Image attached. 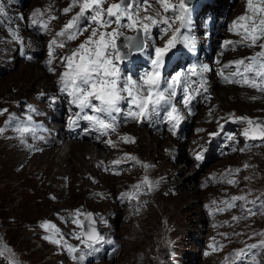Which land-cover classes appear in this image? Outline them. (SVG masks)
<instances>
[{"label": "snow or ice", "instance_id": "obj_1", "mask_svg": "<svg viewBox=\"0 0 264 264\" xmlns=\"http://www.w3.org/2000/svg\"><path fill=\"white\" fill-rule=\"evenodd\" d=\"M246 5L245 13L234 20L229 29L240 39L224 41L223 48L225 51H235L237 46L258 47L260 50L254 55L223 64L218 75L226 84L240 85L264 93V0H246ZM76 8L79 10L59 31L55 32L47 44V59L44 61L47 72L57 75L58 69H63L55 81L57 93L49 97L50 106H54L61 98L66 99L68 104L76 109L69 115L67 125L75 127L81 121L86 122L89 127L84 130L85 133H98L99 137L105 138L101 142L112 148L117 147V142L107 137L118 132L120 125L117 123L116 114H122L126 120L139 124L148 122L154 125L161 120L163 113V121L170 126L171 135L176 136L187 115L191 114L189 110L193 100L201 94L209 93L206 74L212 71L210 65L200 63L189 67L185 72L175 71L171 76L165 75L167 59L176 49L177 44L182 45L190 53L197 51V39L188 34L192 25L186 0H177L176 3L173 0H118L113 3H108V0H71L69 6L61 11L62 14L68 15ZM6 15L5 6L0 4V16ZM57 18L52 12V6L46 9L37 8L31 14V23L43 32H49L51 21ZM161 25L163 28L160 39L163 43L154 44L153 29ZM182 30L186 31L182 32ZM85 32L89 33L86 39L70 50V54H57V49L65 48L68 42L76 41ZM129 32L132 34H128ZM9 33L12 41L18 45L17 51H20L21 55H26L21 49H25L28 45L19 31L9 29ZM149 49H151L150 55ZM137 56H147L149 67L135 77L125 74L121 65ZM26 58L33 59L32 56L27 55ZM225 69H230L228 74H225ZM123 104L128 105L126 112L122 108ZM7 111L6 108L0 109V115H4ZM39 114L36 109H31L22 119L9 115L5 126L0 127V135L12 128L22 145L30 151H40L41 149L34 148L25 139L30 135L32 139L46 142L45 136L37 133L50 130L37 124L33 119L34 115ZM212 115L213 113L209 111V116ZM224 119L217 118L220 131L208 133L210 138L222 134L224 124L220 123V120ZM229 119L243 125L239 135L245 140V146L237 148L234 146L239 143L236 135L228 134L225 139L229 142L228 147L231 152L243 153L259 146L249 142L259 140L264 143V120L234 117L231 114ZM197 131L203 132L204 129ZM119 141L125 144L135 143V139L129 135L119 136ZM205 151L203 145L194 150V161L197 166L205 159ZM128 161L140 164L145 169L149 167L128 153L112 164L119 166ZM249 167L251 166L248 164L244 165L245 169ZM104 170L113 171L111 167ZM239 172L240 169L229 168L218 177H210L206 184L221 183L236 186L239 182L234 177ZM113 174H119L118 170ZM244 179L251 180V177L246 176ZM155 187L156 185L145 176L140 183L133 185L132 192L122 193L120 199H138L142 189L151 192ZM251 194L249 192L234 195L219 202L213 200L212 205L216 206L215 211L218 213L239 207L243 215L233 216L234 221L264 215V193L249 200L248 196ZM98 195L104 198L103 194ZM51 199L56 198L53 196ZM209 215H213V212L210 211ZM65 222L75 226L67 235L78 241L80 247L70 244L66 234L51 221H44L39 227L45 233L42 239L66 251L74 264H83L86 257L101 252L105 244L112 243L98 228L99 223L108 226V221L103 217L97 218L91 212L76 209L66 214ZM220 235L226 240L229 239L227 233ZM233 235L240 236L243 233H233ZM257 237H260L257 242L245 243L243 248L225 256L223 264H264V231L253 233L248 239L255 240ZM225 246L218 244L213 238V244L209 247L213 251H222ZM209 254V252L204 253L206 256ZM0 258L4 259V264H18L15 253L2 242V238H0Z\"/></svg>", "mask_w": 264, "mask_h": 264}, {"label": "rangeland", "instance_id": "obj_2", "mask_svg": "<svg viewBox=\"0 0 264 264\" xmlns=\"http://www.w3.org/2000/svg\"><path fill=\"white\" fill-rule=\"evenodd\" d=\"M0 1L3 2L5 6L7 5V0ZM12 2V4L15 6L16 0H12ZM26 2H28L27 7L29 8H27L26 6L23 8L28 13L31 12L32 14V12L37 8L46 9L49 6H52V12L58 18L51 21V31L49 32H43L41 29H39L38 26L32 28V23L31 26L29 25V29L31 30L26 29L27 31H29L28 33L31 34L34 38L32 51L35 54L30 53V55L36 57H34L31 61H27L24 59V55H21L20 51H17L16 44L13 41H7L0 37V40H3L6 45H11V43L14 44L13 54L5 56L6 58H9L8 62L6 64L0 62V109L6 108L8 110L4 115H0V127L5 126V121L9 118V115L15 116L11 108H13L14 106H18L17 104H19L18 102L19 100H21V98L31 99V95H33L35 92H40L41 90L46 89V87H39V84L50 86L48 96L33 97L32 104L30 100L23 102L22 104L26 106V108H24V111L22 113L29 114L28 112H30L29 110H31L32 107L43 110L49 108V97L57 93V85L55 81L59 72L63 71V69H58L57 75H52L47 72L46 68L44 67V61L47 59V44L55 35V32L59 31L63 27V25L72 17V15H74L75 12L79 10L78 8H76L68 15L62 14L61 10L65 7H68L71 3V0H28ZM113 2H118V0H108V3ZM173 2L176 3L177 0H173ZM206 2L211 7L212 0H196L192 5L188 6L190 9L189 14L192 16L191 21L194 20V13H192V11H194L196 7L199 6V4H204ZM233 2L234 7H236L240 3L239 0H234ZM217 3L220 4L221 0H217ZM228 5L233 8V6L231 5V0ZM237 11H241V5L237 6ZM204 13L207 15L213 14L209 10L205 11ZM14 15L15 14L13 12L8 11V20H14L16 18V16L14 17ZM3 17L4 16H0V18ZM29 18H31V15H24V20L26 23ZM208 23L210 27L214 25V22L211 20H209ZM158 28H163V25ZM156 30L157 28H154L153 32H155ZM88 34V32H85L84 35L80 36L76 41L68 42L65 48L57 49V54H70V50L76 48L80 42L86 39ZM128 34L132 33L129 32ZM153 34L154 33H152V42L154 44H162L161 42H157V40H155L157 35L154 39ZM232 35L240 38L235 34ZM207 42L208 44L213 43V41H210V39H206L204 43ZM203 47L204 49L200 52L201 61L205 60V51L207 49L205 48V46ZM239 48H241V51L234 52V55H239L238 57H248L254 55L257 51L260 50L258 47ZM227 52L229 53L231 60L240 59L234 57V55H232L229 51ZM227 52H224V54H227ZM3 53L5 52H3L0 48V56ZM17 54H19L17 61L12 62V59L15 55L17 57ZM148 54H151V49L148 50ZM170 55H175V52H172ZM218 55H220V52L218 53ZM26 62H28L29 64H26ZM127 62H124L121 65V68L122 70H125L124 68L127 66V70L128 72H130L129 70H131V68L127 65ZM141 62L143 63V65L148 64L147 56H137L133 59V63L135 65L141 64ZM32 69H36L37 72L43 73L42 78H38L37 75L32 73L29 75H25V73L27 72L30 73L29 70ZM43 69L47 72L48 75ZM207 80L208 85L214 84V81L212 79ZM223 87V84H214L213 88L210 87V91L212 90V92L214 93L216 92V90L219 91L217 92V99H219L218 102L220 109L226 111L225 114L228 115V117L226 118L232 123V128L228 129V132L234 133L232 130L234 122L229 119V114L237 117V113H246L249 115H256L253 116V118L264 120L263 103H260L258 101L255 103L245 102L246 100H243L244 95L242 90L238 89H230L229 91L231 92L226 96L224 94ZM260 94L264 93L260 92ZM208 95L209 93L207 94V96ZM196 98L197 102H195L193 105L194 118L192 121L198 124V128L195 130L192 138L194 137V142L202 143L206 138H210L207 135L208 133L214 132L215 125L217 123V119L211 120L210 117L214 116L213 118H218L223 114L217 115L216 113H214V115L212 116L204 117L201 114V109H208L210 106L206 105L205 108L203 107L204 104L202 102H205L204 94H201V96H197ZM198 107L200 109L195 110ZM60 123L63 124L62 121H60ZM225 123L226 122L223 121L224 128L228 126V124ZM137 125L138 123L136 122L130 123L123 129V132H133V130L135 129H140L141 127L138 128ZM149 125H151V123ZM185 127L181 130L180 134L177 135L182 136V139L190 133L189 126L184 131ZM195 127L196 126H194V128ZM198 129H204V131L198 132ZM140 130L144 131V128H141ZM14 132L15 131H13L12 128H9L4 133L5 136L0 135V238L5 240L12 246L15 254L17 255L16 260L18 261V264H74L69 254L66 256V254L62 250L58 249L55 245H52L42 239V236L45 233L44 230L39 227V225L44 221H51L52 223L56 224V226L64 234H66V238L68 239V242L70 244L80 247L78 241L67 235L74 230L75 226L65 222L66 214L73 210L80 209L83 212L93 213L97 218L106 215L104 208L108 209V203L105 204L102 201L95 200L100 198L97 195L98 192H102V190L97 189L96 191L98 192L94 195L92 193V190H88L86 188L88 184L85 183L87 181L84 180L83 182V180L81 179L88 176L87 171H90V169H92L91 160L88 159L90 154H83V160L86 161L87 165H90L89 169H86V167L88 166H81L79 162L74 161V164L76 163L75 169L71 171L69 167L70 162L67 160V158L61 161L58 165L56 163L58 162V160L56 161L54 156L45 159V162L51 165L48 166L47 171H41L44 164L34 165L35 162L36 164H38L42 163V161L44 160L41 159L38 153L51 154V152L42 147V150L32 153H36L37 158L33 156L27 159V157L22 156V159L19 160L17 159V156L10 157L6 142H10L12 139H14V137H6V135L8 133H12V135H14ZM16 134L17 133H15V137H17ZM145 139L147 140V142ZM143 140V144H138L137 146L136 144L129 145L126 147L127 150H135L138 152L141 151L143 153L146 152L156 155L157 153L154 149L155 145L154 143H151L150 138L144 135ZM152 142L154 141L152 140ZM188 146H190V142L183 143L182 147L184 148V152L186 151V148ZM60 147H64L63 143ZM179 147L181 148V146ZM70 149L71 148H67V151H70ZM257 150L258 151L253 155L242 158H240L239 154L229 155L228 157L219 156L216 158L218 159V161L213 160L214 163L211 165L209 164L206 166V163H204V165L200 167V171L195 175L193 173L192 175L190 174V171L192 172V169L189 170V168H192L194 161L192 159L190 160L186 151L181 158L183 161H185V157L186 159H189L190 161H188V163L190 164V166L187 168L185 167L184 169L181 168L184 166V164L183 161L179 159L177 161H174L175 167L170 171V174L172 173L174 175H177V172L180 169L181 178L178 179L182 181V184L185 180H192V183L194 182L193 185L196 187L197 185L199 186V181L202 174L207 175L208 171L211 170V167L213 165L215 166L217 164V166H219L220 174L224 173L229 168L240 169V172L234 177L239 182L238 185L231 186L222 184V186L225 187V190L223 191L224 199L230 198L234 195H242L251 192L252 194L248 196V199L252 200L255 199L257 195L264 193V147ZM17 151L18 150H14L12 155H15ZM157 152L159 151L157 150ZM216 152L220 154V150L218 148ZM94 153L95 150L93 149L91 155ZM105 154L106 152L101 149V155L103 156ZM250 158L252 159L250 160ZM22 160L24 161L22 167H17L16 165ZM65 160L68 161V163H64ZM245 164H248L251 167L245 169ZM205 169L206 171H204ZM132 170V173L135 174L125 177L126 179H123L121 176L119 178L108 176L109 179L104 180L103 187H105V185L109 186L108 188H111L112 193H114L116 190V185L118 191L120 185L125 184V187H128L130 183L140 180L141 175L135 171V168H133ZM183 170L185 171L184 175L182 174ZM64 174L67 175V178L62 182L61 178H63V176L61 175ZM246 176L251 177V180L246 181L244 179V177ZM54 177L61 182L52 181ZM181 185L180 188L182 187ZM210 190L214 189L209 188L207 190H198L196 188V192H192V190L190 191V193L185 191L182 192L181 196L175 198L161 197L159 200L155 198L156 201L152 202H156L155 205L149 208V210L145 211V213L137 216L129 215L128 221H126L125 218H116V222L113 226L111 224L110 228H114V226L116 227L115 229L117 231L118 243H114V245H112V248L110 249L101 250L103 255L100 258H93V256L86 257L83 264H193L187 258L188 252L185 258H180L182 257L184 251L183 245L185 243L179 242L177 244L181 252H177L178 256L176 257V259H173L171 256V248L175 244V240L182 237L186 238L184 237V234L188 232L191 233L190 237L193 245L191 248H188L190 249L189 253H191V255H196L193 260L198 259V261L194 264H218L219 258L224 261L225 256L229 255L234 250L243 248L245 246V243L257 242L260 237H257L255 240H249L248 237L253 233L264 231V215H255L246 220L241 219L239 221H234L232 220L233 216L239 217L243 215L241 209L239 207H235L230 211H225L224 213H222L220 221L213 222L210 219L209 221H207V218L202 209V203L207 200V197H210V195L208 196ZM109 192H102L104 194V198L109 197ZM53 196L56 199H51V197ZM127 203V206L129 204H132V202ZM190 204H192L191 207ZM122 206L125 207L126 204H123ZM183 206L185 207L183 208ZM196 209L203 211V218L200 217L197 219H193V222L188 226L178 228L177 224L181 221V218H179L178 214H185L186 211H189L188 213H193L194 216H198V214L196 213ZM96 211H100L103 213H98ZM99 226L101 228L105 227L102 223H99ZM221 233H227L229 239L226 240L224 236L220 235ZM233 233H243V235L235 236L233 235ZM199 236H202V239H200ZM213 238L218 244H223L226 246L222 251H213V253L216 255L212 257H210L209 255H200L205 247L209 248V246L213 244ZM2 242L6 244V242ZM107 254H109L108 257ZM200 256L201 258H209L206 261H202L203 259H201ZM1 259L3 258H0V264H3V260Z\"/></svg>", "mask_w": 264, "mask_h": 264}, {"label": "bare ground", "instance_id": "obj_3", "mask_svg": "<svg viewBox=\"0 0 264 264\" xmlns=\"http://www.w3.org/2000/svg\"><path fill=\"white\" fill-rule=\"evenodd\" d=\"M204 1H207V0H204ZM233 1L234 0H231L232 6L234 5ZM229 2H230V0H228V1L221 0V3L219 4V3H217V0H212L211 7L206 2L204 4H199V6H197L196 9L194 11H192V13H194V20L191 21L192 26H191V30L188 32V34L191 35L193 38L197 39V41H198L197 45H196V49H197L196 54H198V56L200 57V52H201V50L204 49L201 41H204L206 39H210V41H213V43H209V47L207 48V51H205V60L204 61H201L197 56L196 57H190L189 51L186 48H184L183 46H181L180 44H178V47L176 49H174L175 51H173V52H175V53L179 52V53L186 54L185 55L186 62L191 63L190 62L191 60H195L196 64L204 63V64L210 65V67L212 68V71L206 74V79H212L214 81L215 85L223 84L224 85V87H223L224 88V94L226 96L231 92V91H229L230 89L231 90L232 89H238V90H242L243 95H244L243 100L244 101L246 100L245 102L255 103L258 101V102L264 104V94H260V92L255 91L254 89H251L248 87H242L240 85H235V84H226L218 75V73L221 69V66L223 64H227L230 61H233V60H231L229 53L224 50L223 44H224V41H227V40L237 41L240 39L238 37L233 36L232 35L233 33L231 31H229V29L232 25V22L234 20H236L240 15L245 13V9L247 6L246 0H239L240 3L237 5V6L241 5V11L239 12V11H237V6L236 7L233 6V8H231V6L228 5ZM12 3H13L12 0H7V5L5 6V4L0 1V4H3L5 6V11H6L7 15H8V11H11L15 14L14 17L16 16V18L14 20H11V21L8 20V22L5 25H2L0 23V37L2 39L7 40V41H12L10 33H9V29L18 30L20 36L24 39V41L27 42V45H28L25 48V50H26L25 52H30L33 50L34 38L32 37L31 34L28 33L29 31L26 30V29H29L30 27L25 22L24 15L28 16L30 14H28V12L26 10H24V8H23L25 6L27 7L28 2H26V0H16L15 6ZM27 8H29V7H27ZM207 10L211 11L213 14L212 15L205 14L204 12ZM20 17H23V19H20ZM190 17L192 19L191 15H190ZM209 20L214 22V25L212 27H210V25L208 23ZM184 31H186V30H182V32H184ZM153 33H154L153 34L154 39H155V36L157 35L155 40H157V42L163 43V40L160 39V37L162 35L161 29H159L157 27V30ZM37 43H39V42H37ZM17 47H18V45L16 44V48ZM0 48L3 52H5V53L1 54L0 62L6 64L9 60V58H6L5 56L13 54L14 44L11 43V45H6L3 40H0ZM222 51H223V55H221ZM239 51H241V48L237 47L235 51H229V52L232 55H234V52H239ZM219 52H220V55H218ZM224 52H227V54H224ZM18 55L19 54H17V57H16V55L14 56V58L12 59V62L17 61ZM209 55H210V57H208ZM238 56L239 55H234V57H236V58H242V57H238ZM217 61H219V63H217ZM26 64H29V63L26 62ZM192 66H194V65L190 64L188 66V68L192 67ZM215 66H216V68H215ZM175 68H176L175 62L174 61L170 62L167 65L165 75L171 76L175 71L172 73H168V72L175 69ZM224 71H225V74H228V72L230 70L225 69ZM29 72L30 73H28V72L25 73V75L26 74L29 75L32 73V74L37 75L38 78H42V76H43V73L37 72L36 69L35 70H33V69L29 70ZM45 73L47 74L46 71H45ZM207 77H209V78H207ZM213 85H209V91H210V87L213 88ZM38 86L39 87H46V89L41 90L40 92H38V91L35 92L33 95H31V99L30 98H21V100H19V102H18L19 104H17L18 106H14L13 108H11V110L15 114V117L22 119L27 115V114L22 113L24 111V108H26V106H24L22 104L23 102L30 100L31 104H32V100H33L32 98L33 97L48 96V93L50 91V86L49 85H41V84H39ZM211 92H212V90L209 92L208 96H207V94L205 95V100H204L205 102H202L204 104L203 105L204 108L206 105H209L210 107L208 109H204V110L201 109V114L204 117L209 116V111H211L213 113V115H214V113H216L217 115L223 114V115H221V117H223L225 119L220 120V123H223V121L227 120L226 117H228V115L225 114L226 111L220 109L219 102H218L219 99H217V92H219V91L216 90V92H215L216 94L214 92H212L213 93L212 94ZM41 93H43L44 95H41ZM253 97H255V99H252ZM195 102H197V98H195L194 103ZM67 104H68L67 100L61 98L55 103L54 106H49V108H47L46 110L33 108V107L31 108V109H36L40 113L39 115L33 116L34 121L37 124L43 125L44 128L50 130L49 132L38 131V133H37L38 135L45 136L46 142L32 139V137L30 135L25 137L26 142L28 144L33 145L34 148L41 149L42 147H44L51 152V154L50 153L40 154L37 152L40 155L41 159L42 160L44 159V160L42 161V163H38V164H36V162H35L34 165L44 164L43 168H45V169L42 168L41 171H43V170L47 171L48 166H50L51 164L46 163L45 159L48 157H54L55 156L56 161L58 160V162H56L58 165L61 161H63L64 159L67 158V160L70 162L69 167H70L71 171L75 169L76 163L74 164V161L79 162L81 164V166H85V167L88 166V167H86V169L87 168L89 169L90 165H87L86 161L83 160V154L85 155V153H86V154L91 155L92 150L94 149L95 153L92 154L91 156L89 155V157H88V159L91 160L92 169H90V171H87L88 176L81 178L83 180V182H84V180L87 181L85 183V184H88L86 188L88 190H92V193L94 195L97 194V192H98V191H96L97 189L102 190V192H104V193H107V192L112 190L111 188H108L109 186H107V185H105V187H103L104 180L109 179L108 176L114 177V178H119L121 176L123 179H126L125 177H128V176L135 174V173H132L133 168H135V171L141 175L140 180L130 183V185L128 187H125V184L120 185L118 191H117V185H116L115 192L114 193H112V191L109 192L110 193L109 197L101 198L100 195H97L100 198L95 199L96 201H102L105 204L108 203L107 204L108 209L104 208L106 215L103 216V218L108 221V226L104 227L103 229L105 231L106 237L112 241L111 244H105L104 245V247L108 248V249L112 245H114V243L115 244L118 243L117 231L115 229L116 227L114 226V228H110V225L112 224V226H113L114 223L116 222L115 219L116 218H118V219L125 218L126 221H128L129 215L130 216H133V215L137 216V215H141V214L145 213V211L149 210V208H151L155 205L156 202L152 203L153 201H156L155 198H157V200H159L161 197H165V198L173 197V198H175V197L181 196L182 192H185V191H187L189 193L191 190H192V192H196V188L198 190L199 189L200 190H207L209 188H213L214 190L209 191L208 196L210 195V197H207V200H205L202 203L203 204L202 209H203L204 214L207 218V221H209V219L213 222H218L221 220V214L222 213H218L215 211L216 206L212 205V201L215 200V201L219 202L221 200H224L223 191L225 190V187L222 186L221 183H207L206 184V182L208 181V179L210 177H218L220 175L219 166H217V164L215 166L213 165L211 167V170L208 171L207 175L202 174V176L200 177L199 186L197 185L196 187L193 185L194 182L192 183V180H190V181L185 180L182 184V181H180L178 179V178H181V170L180 169L177 172V175H174L172 173L170 174V171L175 167L174 161H177L179 159L182 160L181 157L184 155V153L186 151H187L186 153H187L188 157L190 158V160L192 159L194 161V150L199 149L201 145H203L206 148V151L204 153L205 159L202 162H199V166H197L195 161H194V163L192 162L193 166H192V168H189V170L192 169V172L190 171V174L192 175V173H193L195 175L197 172L200 171V169H201L200 167L202 165H204V163H206L205 165L207 166L209 164L210 165L213 164L214 163L213 160L218 161V159H216L217 157H219L217 155V152H216L217 148L220 150V154H221L220 156L221 157H228L229 155L239 154L240 158H242V157H247V156L253 155L255 152L258 151L257 149L264 147L263 144L256 143L259 146L253 147L250 150L245 151L243 153L231 152L230 148L228 147L229 142L225 139V137L228 134H234L235 133L237 135V139L239 140V143L234 145L237 148H243L245 146V140L239 135L238 129H239V126L241 124L238 122H235L233 125L232 130L234 133L228 132V129L232 128V123L229 120H227L228 122L225 123V124H228V126H226L223 129V132L221 135H219L217 137L206 138L205 141L202 143L194 142V137L192 138V136H193L195 130L198 128L197 127L198 124H196L192 121L194 118L193 112H191L190 115H187V119L184 121V126H186L184 131L189 126L190 133L183 139H182V136H172L170 131L166 128L165 125H158L157 123H155L154 125L153 124L149 125L150 123H148V122H145L143 124L138 123V125H137L138 128H140V127L144 128V131L140 130L141 128L138 130H136L134 128L135 130H133V132H129V131H127V133L123 132V129L127 125L134 122V121H130L129 123H127L123 127L119 128L118 132L116 134H112L111 136L107 137L108 139H112V140L117 142V147H115V148L106 146L104 143H102L101 140L105 139L104 137L103 138H94L93 136H91V137L86 138L85 140L82 139L80 141H72V140L68 141L71 138L65 136V134H64L65 126H64V124H61L59 121V120H62L64 117L63 112L65 111V107ZM125 105H127V104H125ZM31 106H33V105H31ZM197 109H200V108L198 107L195 110H197ZM253 116H256V115H249L246 113L245 114H238L237 113V117L252 118ZM213 117L214 116L210 117V119L211 120L217 119V118H213ZM218 118H220V117H218ZM161 120H162V118H161ZM161 120H159V121H161ZM194 126H196V127L194 128ZM217 131H220V129L218 128L217 123H216L214 132H217ZM15 133L16 132H14V135H12V133H8L6 135V137L7 136L14 137V139H12L10 142H6V146L9 149L8 153H9L10 157L11 156H17V159H19V160L22 159L21 158L22 156L27 157V159L31 158L33 156L36 157V153L32 154L35 151H30L28 148H26L24 145H22L20 143L18 136L15 137ZM198 134H200V133H198ZM124 135H129V136L133 137L135 139V143L125 144V143L118 141L119 136H124ZM144 135H146L150 138V141L152 144L154 143V145H155L154 149L156 150V153H157L156 155H153L152 153H146V152L143 153L141 151L138 152L135 150L134 151L127 150L126 147L129 145L136 144V146H137L138 144H143L144 143V140H143ZM152 140L154 142H152ZM206 141H207V144H206ZM80 142H83V143H80ZM146 142H147V140H146ZM185 142H190V146H188L186 148V151L184 152V150H183L184 148L182 146H183V143H185ZM62 143L64 145L63 148L60 147ZM249 143H255V142H249ZM208 144H210L209 148L206 147ZM179 146H181L182 150ZM67 148H71L70 151H67ZM101 149H103V151L106 152V154L103 156L101 155ZM14 150H18V151L16 152L15 155H12ZM43 150H45V149H43ZM157 150L159 152H157ZM125 153L131 154V155L137 157V159L141 163L147 164V165H149V167L147 169H145V168L141 167L140 164L134 163L132 161H128L126 163L120 164L119 166H113L112 162L115 160L122 159L125 156ZM55 154H57V155H55ZM252 158H250V160ZM184 160L185 161L182 160L184 166L181 167L183 169L185 167L187 168L190 166V164L188 163V161H190V160L186 159V157ZM68 161L65 160L64 163L65 162L68 163ZM23 162H24L23 160L20 161L16 166L22 167V165L24 164ZM109 167L112 168V170H113L112 172H108V171L104 170L105 168H109ZM206 169L204 171H206ZM84 170H85V168H84ZM117 170H118L119 174H113ZM184 172L185 171L183 170L182 171L183 175H184ZM178 174H180V175H178ZM61 176H63V178H61V181L63 182L67 178V175L64 174ZM145 176H147L149 178V180L156 185V187L153 191L146 192V190L142 189L141 190L142 194L139 196L138 199H130V200L129 199H124V200L120 199V196L122 193L132 192L133 191V185L140 183ZM52 181L61 182L60 180L55 179V177L52 179ZM114 181H116V180H114ZM205 184H206V186H203ZM180 185L182 186L181 188H180ZM114 186H115V184H114ZM114 186H113V188H114ZM102 192L99 191L98 194H103ZM103 197H104V194H103ZM185 197H187V196H185ZM127 202H129V203L132 202V204H129L127 206V204H128ZM123 204H126V206L123 207L122 206ZM160 205H162V204H160ZM191 205L192 204H190V207H191ZM184 207L185 206H183V208ZM137 208L139 209L138 211H137ZM203 211L196 209V213L198 214V216H194L193 213H188L189 211H186L185 214L179 213L178 216H179V218H181V221L178 222V224H177L178 228L188 226L189 224H191L193 222V219H197L200 217L203 218V216H204L202 214ZM210 211L213 212V215H209ZM96 212L103 213L100 211H96ZM170 216H172V215H170ZM190 235H191V233L188 232V233L184 234V237H186V238L182 237L180 239L175 240V244L171 248V251H172L171 256L173 259H176V257L178 256L177 252H181L177 244L179 242H182L185 244L183 245L184 251H183L182 257H180V258H185L186 254L188 252L187 258L191 263L194 264L195 262L198 261V259L193 260V258L196 257V255H191V253H189L190 249H188V248H191L193 246ZM199 238L202 239V236H199ZM205 252H209L210 257L216 255L213 253V250L210 247L209 248L205 247L202 250L200 255H204ZM108 256L109 255H107V257ZM200 258H201V256H200ZM208 258H201V259H203L202 261H206V260H208ZM218 264H223V261L220 258L218 259Z\"/></svg>", "mask_w": 264, "mask_h": 264}, {"label": "water", "instance_id": "obj_4", "mask_svg": "<svg viewBox=\"0 0 264 264\" xmlns=\"http://www.w3.org/2000/svg\"><path fill=\"white\" fill-rule=\"evenodd\" d=\"M194 0H186L187 5L191 4ZM131 35V34H130ZM102 232V231H101Z\"/></svg>", "mask_w": 264, "mask_h": 264}, {"label": "trees", "instance_id": "obj_5", "mask_svg": "<svg viewBox=\"0 0 264 264\" xmlns=\"http://www.w3.org/2000/svg\"><path fill=\"white\" fill-rule=\"evenodd\" d=\"M1 260H3V259H1ZM3 262H4V260H3Z\"/></svg>", "mask_w": 264, "mask_h": 264}, {"label": "clouds", "instance_id": "obj_6", "mask_svg": "<svg viewBox=\"0 0 264 264\" xmlns=\"http://www.w3.org/2000/svg\"><path fill=\"white\" fill-rule=\"evenodd\" d=\"M233 251V250H232Z\"/></svg>", "mask_w": 264, "mask_h": 264}]
</instances>
